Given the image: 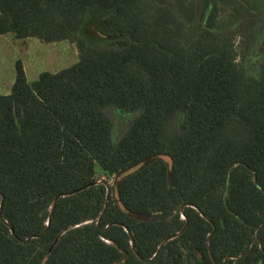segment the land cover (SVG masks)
<instances>
[{"label":"trees","instance_id":"trees-1","mask_svg":"<svg viewBox=\"0 0 264 264\" xmlns=\"http://www.w3.org/2000/svg\"><path fill=\"white\" fill-rule=\"evenodd\" d=\"M261 26L264 0H0V33L79 51L0 93V264H264Z\"/></svg>","mask_w":264,"mask_h":264},{"label":"rangeland","instance_id":"rangeland-1","mask_svg":"<svg viewBox=\"0 0 264 264\" xmlns=\"http://www.w3.org/2000/svg\"><path fill=\"white\" fill-rule=\"evenodd\" d=\"M224 17V12L221 13ZM103 13L93 12L94 24H90L89 32L101 34L98 22ZM104 25V24H103ZM102 25V26H103ZM105 26V25H104ZM259 37L253 45L259 50L264 45V26L259 30ZM91 36V35H90ZM90 37H88V40ZM244 36L238 34L234 39L238 51L243 50ZM22 61L29 83L35 82L41 73H56L69 68L79 61V51L75 43L69 40L46 43L37 38L17 39L13 33H0V93L8 95L12 91L16 79V64ZM114 123V136L119 137L129 124L130 116L116 109L108 111ZM113 177L99 174L96 183L106 182L110 189L113 185Z\"/></svg>","mask_w":264,"mask_h":264},{"label":"water","instance_id":"water-1","mask_svg":"<svg viewBox=\"0 0 264 264\" xmlns=\"http://www.w3.org/2000/svg\"><path fill=\"white\" fill-rule=\"evenodd\" d=\"M97 184V183H96ZM86 187H83V188H81V189H79V190H77V191H74V192H70V193H68V194H66V195H64V196H68V195H73V194H75V193H77V192H80V191H82L83 189H85ZM61 197V195L60 196H58V197H56L55 198V200L53 201V203H52V207H51V210H52V213H53V210H54V207H55V204H56V202H57V200L59 199ZM107 207V206H106ZM2 206L0 207V213L2 214ZM68 230V229H67ZM67 230H65V232L67 231ZM64 233V232H63ZM177 235H179V233L177 234ZM176 235V236H177ZM176 236H174V237H172V238H175ZM172 238H170V239H172ZM170 239H167L164 243H166L167 241H169ZM163 243V244H164ZM132 244H133V241H132ZM135 250V249H134ZM127 256H128V253H125V258H127ZM122 260H120V261H118V262H116V263H114V264H118V263H120Z\"/></svg>","mask_w":264,"mask_h":264},{"label":"crops","instance_id":"crops-1","mask_svg":"<svg viewBox=\"0 0 264 264\" xmlns=\"http://www.w3.org/2000/svg\"><path fill=\"white\" fill-rule=\"evenodd\" d=\"M29 39V38H28Z\"/></svg>","mask_w":264,"mask_h":264}]
</instances>
